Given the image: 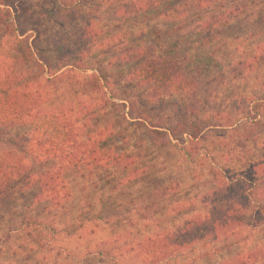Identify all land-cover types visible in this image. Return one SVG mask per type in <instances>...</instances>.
Returning <instances> with one entry per match:
<instances>
[{
	"label": "rangeland",
	"instance_id": "rangeland-1",
	"mask_svg": "<svg viewBox=\"0 0 264 264\" xmlns=\"http://www.w3.org/2000/svg\"><path fill=\"white\" fill-rule=\"evenodd\" d=\"M15 1L18 14L24 13L27 35L31 41L36 39L41 52L56 40L55 32L69 23L62 25L63 17L92 23L95 38L83 55L68 56L63 70L73 68L80 79L101 77L109 104L97 111L89 131L95 134L108 128L103 137L107 146L118 153L127 151L136 162L131 172L97 166L71 172L66 176L70 198L59 208L35 206L23 191L14 192L0 206V264H143L134 251L136 245L211 204L217 187L245 191L252 209L264 214V111L254 125L249 116L251 104L264 95V0H226L217 4V11L207 6L196 10L200 0ZM236 9L256 13L246 21L241 15L239 23L226 25L223 38L204 44L214 35L200 26L211 18L209 12ZM180 25L182 30L171 33ZM167 32L168 36H160ZM140 49L145 54L137 57L134 52ZM145 59L179 70L192 89L178 92L172 87V93L183 95L166 98L170 100L160 111L137 104L151 118L142 124L130 118L126 107L150 92L142 84ZM66 82L48 86V93H64L69 100ZM192 93H197L195 106ZM193 109L194 117L188 113ZM224 114L234 118L241 133L252 126L256 131L252 141L234 145L228 138L230 130L218 126L217 118ZM155 115L165 119L164 127L179 115H186L188 124L199 121L203 130L195 162L186 158L176 140L164 146L149 142L145 130ZM211 171L222 176L220 186ZM248 209L244 226L233 239V253L264 247V229L253 228L258 217ZM79 215L101 218L87 221L78 230ZM29 217L39 224L28 225ZM213 248L221 249V242L201 243L161 264H219L229 256L223 249L201 258Z\"/></svg>",
	"mask_w": 264,
	"mask_h": 264
},
{
	"label": "trees",
	"instance_id": "trees-1",
	"mask_svg": "<svg viewBox=\"0 0 264 264\" xmlns=\"http://www.w3.org/2000/svg\"><path fill=\"white\" fill-rule=\"evenodd\" d=\"M198 2L194 6L196 10H204L203 7L207 6L208 10L217 11V4L223 5L226 0ZM17 4L15 0H0V206L14 192L23 191L30 197V204L59 208L70 198L66 176L71 172L91 170L95 166L131 172L136 161L127 151L121 150L118 153L107 146L103 137L110 132L108 128L99 129L95 134L89 131V123L97 111L104 110L109 104L101 77L91 75L80 79L73 68L63 70L68 56L73 53L83 55L92 38H95L92 23L80 24L63 17L62 25L67 21L69 23L55 32L56 40L46 47V52H41L36 39L31 41L27 35L29 30L23 27L22 20L24 13L21 12L22 16L18 14L20 7ZM255 13L244 14L241 9L218 14L209 12L211 18L200 23V26L214 32V35L206 38L203 43L210 44L222 35L224 37L227 24L239 23L241 15H244L242 21L249 20ZM153 16L159 14L154 13ZM182 28L180 25L171 33ZM263 32L259 31L258 34ZM168 35L169 32L160 34L161 37ZM250 35L256 34L251 32ZM134 53L140 57L144 52L140 49ZM147 60L142 67L146 72L142 84L150 92L141 94L136 103L130 102L126 107L130 118L141 120L144 122L142 124L148 123L151 118L137 104L150 111H160L163 103L170 100L166 98L183 95L172 93V87H176L175 91L178 92L192 89L191 82L179 70L175 71L171 66H158L162 65L158 60L146 63ZM65 79L70 91L69 100L64 93H48V86L63 84ZM191 97V104L195 106L197 93H192ZM263 111L264 95L249 108L251 125L256 123L255 120L261 117ZM188 113L194 117L195 109ZM186 119V115H179L170 127H164L165 119L155 115L145 133L153 145L164 146L176 140L186 158L195 162L200 155L198 142L203 129L198 126L197 119L193 124L186 123ZM217 120L220 128L230 130L228 138L234 145L249 143L256 134L252 126L242 128L241 133V128L235 127V120L230 115H219ZM211 173L218 182L216 185L220 186L222 176L219 177L214 171ZM219 188L212 193V203L206 204L201 211L184 217L172 229L156 232L140 241L134 251L141 263L161 264L201 243L204 245L218 241L221 242V249L213 248L201 255V258L217 255L224 249L229 256L219 264H259L264 261V247L235 253L232 249L235 243L233 239L238 237L240 228L244 226L243 218L249 213L248 208L258 217L253 228L264 229V214L252 209L245 191L241 192L233 186L221 190ZM102 206L107 205L104 202ZM78 218L80 230L87 221L99 220L101 217L79 215ZM26 223L39 224L34 217H29ZM68 233L71 235L74 229ZM110 254L106 252V256Z\"/></svg>",
	"mask_w": 264,
	"mask_h": 264
}]
</instances>
